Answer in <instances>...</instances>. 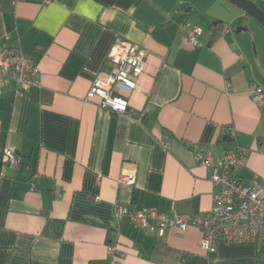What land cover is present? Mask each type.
I'll return each instance as SVG.
<instances>
[{"label": "crops", "instance_id": "0c3cea01", "mask_svg": "<svg viewBox=\"0 0 264 264\" xmlns=\"http://www.w3.org/2000/svg\"><path fill=\"white\" fill-rule=\"evenodd\" d=\"M264 12V0H252ZM198 26V45L184 39ZM228 26L230 32L222 35ZM117 40L139 45L146 70L128 92L143 122L85 101ZM0 46L35 61L23 89L0 71V264H264L260 245L200 247L194 226L139 230L116 204L175 217L208 212L221 129L248 150L235 174L264 197V29L223 0H0ZM230 84L226 92L225 83ZM14 149L22 163H4ZM133 173L132 186L119 184ZM36 181V188L32 182ZM126 252L113 258L108 246Z\"/></svg>", "mask_w": 264, "mask_h": 264}, {"label": "built area", "instance_id": "2783aa9c", "mask_svg": "<svg viewBox=\"0 0 264 264\" xmlns=\"http://www.w3.org/2000/svg\"><path fill=\"white\" fill-rule=\"evenodd\" d=\"M26 0H11V4ZM184 39L191 46L198 45L202 30L198 26L184 24ZM230 32L223 26L221 34ZM108 69L96 74L85 96V101L98 99L100 106L128 119L143 122L144 113H134L130 109L128 92L138 87V81L146 70L145 53L139 45L126 40H117L111 47L108 57ZM0 71L10 76L18 86L27 90L39 84V70L31 58L20 49H7L0 46ZM226 92L230 84L225 83ZM253 101H264V91L257 85L251 86ZM222 136L234 142L235 131L231 127L221 129ZM248 150L232 145L220 156L210 151L200 156L199 164L212 168L211 183L214 187L212 207L202 214L187 217H175L160 210H137L124 204H116L115 217L119 222L127 220L133 227L148 231L152 227L164 230L176 228L185 231L194 226L201 232L200 247L208 254H215L220 243L226 245H260L264 247V197L259 185L262 179L255 178L250 184H244L235 172L244 166ZM5 164L17 168L22 159L14 149L2 150ZM119 184L132 186L135 183L133 173H122ZM36 181L32 188H36ZM108 254L113 258H123L126 252L117 244L108 246Z\"/></svg>", "mask_w": 264, "mask_h": 264}, {"label": "water", "instance_id": "95a60500", "mask_svg": "<svg viewBox=\"0 0 264 264\" xmlns=\"http://www.w3.org/2000/svg\"><path fill=\"white\" fill-rule=\"evenodd\" d=\"M252 18L264 29V12L252 0H223Z\"/></svg>", "mask_w": 264, "mask_h": 264}, {"label": "trees", "instance_id": "16d2710c", "mask_svg": "<svg viewBox=\"0 0 264 264\" xmlns=\"http://www.w3.org/2000/svg\"><path fill=\"white\" fill-rule=\"evenodd\" d=\"M220 143L223 144L224 146H227L226 149L231 148L232 147V142L231 140L226 137V136H222L220 139Z\"/></svg>", "mask_w": 264, "mask_h": 264}]
</instances>
